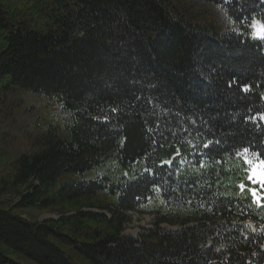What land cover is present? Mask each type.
<instances>
[{
    "label": "trees",
    "instance_id": "16d2710c",
    "mask_svg": "<svg viewBox=\"0 0 264 264\" xmlns=\"http://www.w3.org/2000/svg\"><path fill=\"white\" fill-rule=\"evenodd\" d=\"M201 1L229 26L179 0H0V264H264V207L239 185L261 188L235 155L264 163V0ZM19 98L49 109L20 147ZM131 214L155 219L140 240Z\"/></svg>",
    "mask_w": 264,
    "mask_h": 264
},
{
    "label": "rangeland",
    "instance_id": "374dc122",
    "mask_svg": "<svg viewBox=\"0 0 264 264\" xmlns=\"http://www.w3.org/2000/svg\"><path fill=\"white\" fill-rule=\"evenodd\" d=\"M185 10H187L192 17L195 18L196 22L202 25H210L214 24V26L219 28H226L225 26H229L225 15L221 12V10L215 6L205 4L201 0H179ZM264 29V25L261 22H255L252 25L253 36L254 33L259 30ZM7 108L9 123L12 126L10 128L9 138L10 144L14 146L20 147L26 144V141L22 138H29L28 130L31 125L30 122L35 121V124L40 125L42 119L49 115V109H43L39 111L38 107H30L28 102L18 99L11 100L4 105ZM53 110L55 114L58 112V108L55 104H49L48 106ZM30 109V111H28ZM42 116V117H41ZM39 117V118H38ZM30 118L31 121H27ZM17 131H19L17 133ZM24 136V137H23ZM251 168V177L255 176L253 180L256 184L261 180L262 176H264V163L258 161L256 158L252 160V163L249 164ZM260 188H264V185H260ZM13 201V198L9 195L3 197L0 200V203L9 204ZM24 218H29L32 220L45 221L49 219H57V216L51 211L38 212V211H26L22 214ZM154 217L153 216H141L136 214L130 215V222L126 225V230L124 235L127 237H131L135 240H140V236L144 234L147 230L153 228L154 226ZM253 231H256L255 227L250 225ZM165 229L173 230L168 225L164 226ZM263 228V227H262ZM264 229V228H263Z\"/></svg>",
    "mask_w": 264,
    "mask_h": 264
},
{
    "label": "snow or ice",
    "instance_id": "6c2138e0",
    "mask_svg": "<svg viewBox=\"0 0 264 264\" xmlns=\"http://www.w3.org/2000/svg\"><path fill=\"white\" fill-rule=\"evenodd\" d=\"M253 39H260L261 41H264V29H259L257 30L255 33H254V36L252 37ZM232 83H235V82H232ZM231 86V83L230 85ZM242 90L244 92H247L249 91V88L248 86L246 85H243L242 86ZM115 111V109L113 110ZM262 121H264V116H261L260 117ZM248 120H250L253 124L256 123V117L252 116V117H249ZM245 123H247V121H245ZM257 128L259 127H264V125H256ZM215 143L219 144V141H216ZM213 144V141L209 140L207 143H205L203 145V147L205 149H209L210 146ZM176 156H179L180 155V152H179V149H177L176 151ZM192 156H195V157H203L205 155H208V153L206 152H193L191 153ZM235 155L239 156L242 161H246L248 164H251L252 163V160L254 158H256V153L255 151L252 149V145L249 144L247 146H244L243 144H241L239 146V151H236L235 152ZM261 155H264V153H261ZM175 159V157H174ZM164 163H167L169 165V167L171 168L172 167V161H166ZM185 161L181 160L179 162V166L180 168L183 167ZM163 166V164H161V167ZM200 167H204V164H203V160L200 161ZM147 170V169H146ZM179 171V169H178ZM255 179V176H252L250 177V180L249 182H251V180H254ZM258 184L260 185H264V176H262L261 180L258 181ZM187 187H191L190 184L186 185ZM239 189H240V192H241V195H243L245 192H248L250 193L251 197H252V202L257 206V207H264V188H261L259 191L257 190L256 187H252V188H247L245 184L241 183L239 185ZM157 190L159 191V188H157Z\"/></svg>",
    "mask_w": 264,
    "mask_h": 264
}]
</instances>
